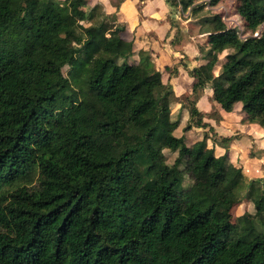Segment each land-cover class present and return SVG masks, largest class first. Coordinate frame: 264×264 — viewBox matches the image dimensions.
I'll use <instances>...</instances> for the list:
<instances>
[{"label": "trees", "instance_id": "16d2710c", "mask_svg": "<svg viewBox=\"0 0 264 264\" xmlns=\"http://www.w3.org/2000/svg\"><path fill=\"white\" fill-rule=\"evenodd\" d=\"M164 1L204 34L181 134L151 53L127 63L98 0H0V264H264V180L184 134L206 88L264 128V0Z\"/></svg>", "mask_w": 264, "mask_h": 264}, {"label": "rangeland", "instance_id": "374dc122", "mask_svg": "<svg viewBox=\"0 0 264 264\" xmlns=\"http://www.w3.org/2000/svg\"><path fill=\"white\" fill-rule=\"evenodd\" d=\"M98 1L102 3L107 14L115 16L117 22L130 25L131 30L140 38L142 46L146 45L148 50L152 48L149 50L151 57L148 62L162 72L163 87L172 91L170 95L172 117L179 116L180 124L176 132L183 133L182 127L188 118L186 109L188 104L183 95L189 96L191 100L194 99L191 93V84L194 79L188 71L203 61L202 53L199 51L204 34L191 32L192 23L187 17V11L174 10L167 4L165 15L162 14L160 18H157L155 15L161 13L162 6L165 4L164 0H149L150 10L146 13L151 16L148 15L146 18L153 21L152 24L156 29L149 32L148 30L141 32L140 29V20L143 16L140 5L146 0L135 2L128 0L126 3L124 0ZM231 5L232 0H226L214 9L221 8L230 12ZM224 19H230L236 26L243 29L237 14L224 15ZM262 27L264 25H261L259 29ZM143 42L146 44L144 45ZM125 60L127 63L140 61L137 54H132ZM66 70L67 67H64L63 71L66 72ZM210 94L211 90L206 88L194 101L197 111H202L203 116H194L192 129L184 132L186 143L191 144L194 140L201 138L202 133H207L208 146L214 145L216 153L228 151V162L233 168L241 167L247 178L264 180V128L255 122L247 121L246 114L239 105H236L232 112H224L216 102L210 99ZM253 212L252 203L241 201L232 209L231 220L237 226L247 224L248 217ZM235 235L236 233H233V236Z\"/></svg>", "mask_w": 264, "mask_h": 264}, {"label": "crops", "instance_id": "0c3cea01", "mask_svg": "<svg viewBox=\"0 0 264 264\" xmlns=\"http://www.w3.org/2000/svg\"><path fill=\"white\" fill-rule=\"evenodd\" d=\"M96 1V0H95ZM128 0H124V3H126ZM130 1H133V2H135L136 0H130ZM145 1V0H144ZM100 2V1H99ZM111 6V5H110ZM141 11H142V14H143V16L141 17V20H140V29H141V32H146L147 30H148V32L149 31H154V30H156L155 29V26L152 24L153 23V21H150V20H148L149 18H146L149 14L148 13H146V12H148L150 9H149V0H146L145 1V3L144 2H141ZM113 7V6H112ZM162 11H161V13L158 15V14H154L157 18H160L161 17V15L163 14V15H165V13H166V11H167V5H166V3L162 6ZM155 13V12H154ZM149 16H151V15H149ZM126 26V30H125V32H124V35H125V33H126V37L127 38H132L133 39V41H134V51H135V54H137V51L139 50V49H144V50H148L147 48H146V43H144L143 42V44L145 45V46H142L141 44H140V38L138 37V36H136L135 35V32H133L132 30H131V27H130V25H125ZM133 28V27H132ZM158 44V43H157ZM149 50H152V48L151 49H149ZM153 52V51H152Z\"/></svg>", "mask_w": 264, "mask_h": 264}]
</instances>
